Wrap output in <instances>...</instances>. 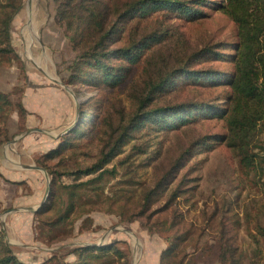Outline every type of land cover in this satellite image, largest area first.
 <instances>
[{
  "label": "rangeland",
  "instance_id": "rangeland-1",
  "mask_svg": "<svg viewBox=\"0 0 264 264\" xmlns=\"http://www.w3.org/2000/svg\"><path fill=\"white\" fill-rule=\"evenodd\" d=\"M186 4L204 14L193 20L174 15L163 18L159 10L137 23L133 34L155 30L165 37L147 50L151 64L136 68L132 80L114 89L73 79L76 50L70 32L57 20L56 1L22 0L10 28V43L18 59L0 61V91L13 103L21 102L26 114L20 117L13 106L6 119L0 117V132L9 138L0 146L1 167L10 165L4 160L10 151L24 153L21 161L37 166V156L59 147L68 136L77 145L73 150L80 154L78 161L88 164L100 146L113 139L112 128L126 123L134 110V93L145 82L159 74L178 72L185 66L179 60L195 49L213 47L229 57L233 52L229 45L236 41L234 23L213 7ZM186 69L224 75L232 65L225 59L201 56ZM190 80L184 74L173 77L175 88L173 85L158 96L151 108L175 106L186 115L193 104L224 103L225 82ZM198 114L175 129H153L150 121L130 132L121 153L107 164L115 175L105 174L91 185L94 189H78L81 197L76 198L79 207L71 232L69 227L49 229L47 218L54 217L60 205L65 207L67 195L60 185L74 182L73 176H63L52 186L51 176L44 170L50 180L47 189L44 172H40V183L33 187L37 198L27 206L36 208L42 200L40 207L53 201L51 209H55L40 217L29 207L15 206V198L10 203L0 199V232L12 254L26 263H41L54 254L57 261H72L69 251L75 246L116 242L127 261L113 255L111 264H264V161L244 166L235 152L216 139L227 132L223 119ZM81 116L84 121L76 134L80 136L73 137L69 130ZM14 138L17 140L12 142ZM187 148L181 157L183 165L174 167ZM74 151H69L72 156ZM15 160L12 165L19 166L21 162ZM66 163L76 166L73 158ZM168 172L172 182L167 190L148 199L147 193ZM1 180L0 173V192L6 193L9 182ZM20 184L22 191L32 192L30 185ZM175 188L181 190L176 197ZM14 207L21 210L6 212ZM50 237L62 239L50 242ZM226 244L234 248L235 262L220 259ZM171 246L173 250L168 252Z\"/></svg>",
  "mask_w": 264,
  "mask_h": 264
},
{
  "label": "trees",
  "instance_id": "trees-1",
  "mask_svg": "<svg viewBox=\"0 0 264 264\" xmlns=\"http://www.w3.org/2000/svg\"><path fill=\"white\" fill-rule=\"evenodd\" d=\"M54 1L57 2V20L64 25L66 31L70 32V42L76 50L73 63L75 72L72 77L81 79L86 84L94 82L95 85H107L114 89L120 85L124 87L128 81L132 80L131 76L136 68L143 67L149 62L151 64L150 59L146 57V52L159 43L165 34L155 30L133 34L132 30L136 31L137 23L159 10L163 11V18L174 15L177 18L193 20L199 17V14L201 16L204 13L188 6L187 2H192L197 6L200 4L213 7L227 15L234 23L236 41L229 45L233 49L229 57L216 52L213 47H204L203 50L195 49L191 55H187L186 59L179 60L185 66L178 72H172L167 76L159 74L155 79L145 82L144 87L137 89L138 91L134 93L132 100L134 110L128 120L118 129L112 128L110 137L113 139L110 138L100 146L92 162L82 165L83 163L78 161L77 156L80 154L73 150L77 145L71 142L70 136H66L67 138H64L59 147L51 148L35 158L37 166L46 170L51 176L52 186L63 176H73L74 179L71 184L60 185L67 195L66 205L65 207L60 205L61 208L55 211V216L47 218L49 229L69 227L70 232L73 230L75 213L79 207L76 200L80 193L78 189L83 186L94 189L91 185L103 179L105 174L114 176L115 169L109 168L107 164L121 153L126 139L129 138V133L139 130L146 122L151 121L150 126L153 129L171 130L178 128L183 122L192 120L191 117H195L197 112L213 118L219 117L225 122L227 132L223 136H218L217 140L235 152L244 166L251 167L259 164L260 160L264 161V130L262 129L264 125V0ZM21 7L22 0H0V61L9 62L18 59L10 43V28L13 17ZM116 43L119 45L116 46ZM201 56L225 59L232 65V70L224 75L220 72H210L205 75L188 71L186 67L192 62L199 61ZM144 70L147 69L144 68ZM144 73L147 74V72ZM183 74L189 75L190 81L214 82L216 79L219 82H225L227 91L223 93L224 103L220 105L193 104L192 108L186 111V115L177 112L175 106L151 108L150 104L158 96L171 89L173 85L175 88L173 77ZM13 106L17 108L20 117L26 114L21 102L13 103L8 94L0 91V117L2 119L7 118ZM96 116L97 114L93 117L92 123L94 124ZM103 120H101L102 123ZM83 121L84 117L81 116L79 123L69 130V133L74 134L73 137L80 136L76 134L80 132ZM0 135L3 137L0 139L1 146L2 141L9 138L4 132H0ZM189 148L181 154L174 163V167L183 165L181 157L188 152ZM67 149L74 151L72 153L75 155L72 156L69 151L66 153ZM69 158L75 160L76 166L73 168L66 163ZM90 175L93 176L81 180L82 177ZM175 176L176 174L174 179ZM170 177L169 172L164 174L146 197L150 199L154 194L162 195L167 190V185L172 182ZM162 183L165 185L162 186ZM180 191L175 188L174 197L179 195ZM53 193L56 192L53 191ZM53 204L52 201L49 205L39 207L35 211V216L40 217L43 213L54 211L55 209H51ZM262 234L264 236V231ZM61 239L62 237L49 238L50 242ZM227 246H224L219 257L222 261L231 258L235 262L234 248ZM175 248L174 245V250ZM171 250H173L172 246L168 248V252ZM69 254L74 256L72 261H57L58 257L54 254L41 263H26L12 254L9 244L0 232V264H111L115 259L113 255H118L127 261L122 252L116 248V242L75 246Z\"/></svg>",
  "mask_w": 264,
  "mask_h": 264
},
{
  "label": "crops",
  "instance_id": "crops-1",
  "mask_svg": "<svg viewBox=\"0 0 264 264\" xmlns=\"http://www.w3.org/2000/svg\"><path fill=\"white\" fill-rule=\"evenodd\" d=\"M27 156L29 157L30 154H27ZM15 159H18V161L21 162L19 166L12 165L16 161ZM23 159L24 153L22 152L10 151L7 153V155H4V160L6 161V163L12 166L6 165L4 167H1L0 165V173L4 178V180L1 181H3L4 183L9 182L8 184L10 185L7 188L5 187L6 193L5 191L0 192V199H5L4 201L10 203L12 199L15 198V200H18L14 202L16 204L15 206L19 207L21 205H24L26 207H29L27 206V204H32V198H37L35 195L37 190L33 187L34 184L37 185V183H40L37 178L41 177V170L28 167L34 164V162L21 161ZM22 182L30 185V187H32V192L26 193V191H22L20 184ZM7 189L11 191L10 194H8Z\"/></svg>",
  "mask_w": 264,
  "mask_h": 264
},
{
  "label": "water",
  "instance_id": "water-1",
  "mask_svg": "<svg viewBox=\"0 0 264 264\" xmlns=\"http://www.w3.org/2000/svg\"><path fill=\"white\" fill-rule=\"evenodd\" d=\"M27 134V133H26ZM17 140V138H14L13 140H12V142H15ZM28 167H31V168H33V169H39V170H41V171H43L44 172V176H45V178H46V181H47V189H48V186H49V183H50V180H49V176H48V174L44 171V169H42L41 167H39V166H36V165H30V166H28ZM43 203V200L40 202V204L36 207V208H28L31 212H35L39 207H40V205ZM21 210V208H13V209H11V210H8V211H6L7 213L8 212H11V211H16V210ZM97 245H100V244H97Z\"/></svg>",
  "mask_w": 264,
  "mask_h": 264
}]
</instances>
